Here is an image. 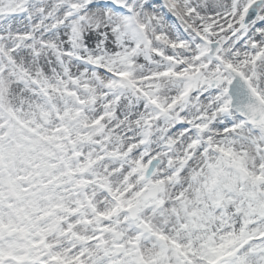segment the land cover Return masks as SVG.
Listing matches in <instances>:
<instances>
[{
	"label": "snow or ice",
	"instance_id": "snow-or-ice-1",
	"mask_svg": "<svg viewBox=\"0 0 264 264\" xmlns=\"http://www.w3.org/2000/svg\"><path fill=\"white\" fill-rule=\"evenodd\" d=\"M0 264H264V0H0Z\"/></svg>",
	"mask_w": 264,
	"mask_h": 264
}]
</instances>
